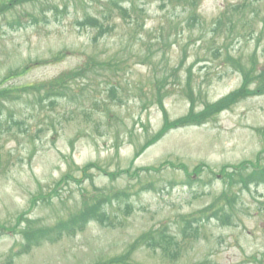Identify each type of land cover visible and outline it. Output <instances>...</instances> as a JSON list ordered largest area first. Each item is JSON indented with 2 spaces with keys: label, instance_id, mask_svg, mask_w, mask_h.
<instances>
[{
  "label": "rangeland",
  "instance_id": "374dc122",
  "mask_svg": "<svg viewBox=\"0 0 264 264\" xmlns=\"http://www.w3.org/2000/svg\"><path fill=\"white\" fill-rule=\"evenodd\" d=\"M22 1L0 0V81L30 66L9 84L46 82L88 57L121 66L112 77L114 99L99 77L77 81L56 110L32 95L2 110L0 264H98L141 235L130 264H264V185L237 195L228 225L210 211L201 215L224 190V173L251 169L247 161L258 154L264 163V95L249 94L257 89L255 72L243 83L248 68L264 65V0H203L194 19L166 0H126L119 7L135 10L130 18H118L109 0ZM162 78L175 86L160 98L161 112L150 85ZM90 97L101 103L89 104ZM221 105L227 108L211 122L171 130L134 159L165 120ZM91 163L101 170L79 175ZM96 189L108 195L104 226L88 222L74 237L43 239L61 217L93 205ZM37 195L43 199L27 210ZM26 225L34 235L29 244L21 234ZM149 235L156 245L148 247Z\"/></svg>",
  "mask_w": 264,
  "mask_h": 264
},
{
  "label": "trees",
  "instance_id": "16d2710c",
  "mask_svg": "<svg viewBox=\"0 0 264 264\" xmlns=\"http://www.w3.org/2000/svg\"><path fill=\"white\" fill-rule=\"evenodd\" d=\"M30 1L35 0H25L22 2H19L17 4H23ZM126 0H109L110 5L114 6L116 9H118L120 12V16L118 18H130V11L127 9H123L119 7L120 3L124 2ZM168 5H171L173 9H176L177 6L181 7V9L188 14V17L195 18L198 17V8L202 2V0H166ZM128 5H131L133 2L132 0H129L127 2H124ZM17 4H14L16 6ZM9 10V9H7ZM5 11V10H4ZM4 11H1L0 13H3ZM135 11L132 12L134 14ZM86 22L90 25H98V21L95 19L87 18ZM60 56L54 57L53 61L57 62L60 60ZM113 60L108 61H98L92 57H89L86 61L83 62L81 66L74 70L62 72L55 78L47 81V82H41L33 85H24L22 87H16L12 84H9V82L14 79L15 77L23 76L24 74L28 73L30 70V66H25L21 70H17L14 72H11L10 75H6L1 81H0V116L1 113H3V109L6 105L14 104L23 99V95H32L39 104L47 103L50 109L56 110V108L59 106L57 103L66 97L67 91L74 85L77 81L86 79L89 80L91 78L97 79L99 77H104V81H106V84L109 85V88L106 90V94L111 98L114 99L117 97V89L113 85L114 80L113 76L116 75V71L118 65L121 66L119 63L111 62ZM98 70L102 71H109L111 75L104 76L97 74ZM257 74L254 77V81L257 84V89L252 93L249 94L251 96H262L264 95V65L260 68L258 66L253 65L250 70L246 72V76L244 77L243 83H248L250 73ZM117 78V76H115ZM176 82V81H175ZM105 84V85H106ZM174 84H168L167 78H162L158 80H154V82L150 85V91L152 94H154L155 103L160 107V110L163 109L161 99L163 96L168 95L170 91L173 89H169L171 87L174 88ZM238 92L240 94L244 93V87H242ZM238 94L230 103H234L235 99L240 96ZM248 94V93H247ZM103 100V99H101ZM97 100L93 97H90L87 102L89 104H94L97 106V104H100L101 102H96ZM104 101V100H103ZM106 101V100H105ZM227 108V105H221L220 107L215 108V112L212 110L207 112L208 115L205 112H201L196 115H190L188 117H184L180 120H174L171 123L168 122V120H165L163 122V126L159 131L152 136L151 139L144 142V144L140 147L139 150L135 151V157L134 159H138V157L146 150L147 147H149L151 144L156 142L158 139H161L169 130L181 128L184 126L191 125H201L209 120L212 119V116L214 114L212 113H220L224 109ZM105 111H108V105L105 104ZM1 126V123H0ZM259 157V156H258ZM258 163H260V159L257 158L256 165L251 164V169H249L247 166L246 168L238 167V168H232V171L228 173H224L222 177V182L224 184V190L215 198V204L218 205L220 208V211L214 210L212 207H208L206 212H203L201 215L205 216L207 211L211 212V218L212 220H216L217 222H220L222 225H228L231 223L232 220L235 218V213L233 212V208L236 205L237 201V195L242 190H248L249 187H257V186H263L264 185V167L261 169L259 168ZM248 164V163H247ZM173 166V164H171ZM250 164H248L249 166ZM182 166V165H181ZM91 168L97 171H100L101 168L96 163H91L89 165L86 164V166L79 169L80 174L79 175H86L87 170ZM150 171L151 169H145L143 171ZM182 170L185 172L187 171L184 167ZM248 171L250 174H247ZM67 176L68 174L62 176V178L57 182V188L63 184H67ZM104 176L106 178H113L112 174L105 173ZM147 188L152 189V185H148ZM96 194H94V203L90 207H86L82 210V212L77 216L73 217V215L69 216V214L65 217H61L53 227H51V232L49 236L43 237V239L50 241V242H56L60 240L61 238H71L74 237L77 233H81L85 231L86 224L88 222H94L99 223V225L104 226L106 223L102 218L104 217V213L101 211L102 206V200H104L108 195L105 194V192H102L100 189H96ZM231 192V194H229ZM48 197L54 203V198L50 197V194L48 193ZM42 198V195L32 196L28 201V209L32 208L33 206H38L39 201ZM85 202V201H84ZM227 208L229 209V213L226 214L223 212V209ZM109 221V220H108ZM184 222V221H182ZM30 227L26 225L24 229L21 230V234L23 236V239L27 244H29L33 239V234L31 232ZM5 229V227H0V230ZM9 232V230H8ZM149 244L148 247L156 245V238L159 239L158 246L162 250V252L165 250L162 249L160 243L165 242V235L163 233H159L157 237H153V235H149ZM143 237L142 235L137 238L130 246L129 249L122 255L116 256L114 258L111 257V259L104 261L102 263L98 264H130V257L132 256L133 252L137 247H139L140 244H142ZM38 241V238L35 242Z\"/></svg>",
  "mask_w": 264,
  "mask_h": 264
}]
</instances>
